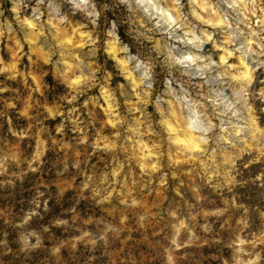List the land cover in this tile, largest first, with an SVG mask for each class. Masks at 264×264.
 I'll list each match as a JSON object with an SVG mask.
<instances>
[{"label":"clouds","instance_id":"9594fccd","mask_svg":"<svg viewBox=\"0 0 264 264\" xmlns=\"http://www.w3.org/2000/svg\"><path fill=\"white\" fill-rule=\"evenodd\" d=\"M0 264H264V0H0Z\"/></svg>","mask_w":264,"mask_h":264}]
</instances>
